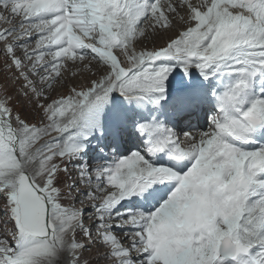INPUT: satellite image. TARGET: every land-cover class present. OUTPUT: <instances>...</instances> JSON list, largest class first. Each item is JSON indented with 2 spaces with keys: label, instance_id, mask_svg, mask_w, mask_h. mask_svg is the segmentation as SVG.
I'll use <instances>...</instances> for the list:
<instances>
[{
  "label": "snow or ice",
  "instance_id": "obj_1",
  "mask_svg": "<svg viewBox=\"0 0 264 264\" xmlns=\"http://www.w3.org/2000/svg\"><path fill=\"white\" fill-rule=\"evenodd\" d=\"M0 5L22 17L19 27L0 31V41L28 89L25 96L34 95L37 114L43 113L33 123L0 95V218L10 225L0 238V264H89L83 254L94 247L110 264H264V146L244 147L264 130V85L259 94L253 90L264 78V0ZM177 15L185 30L159 49L136 50L146 27L170 31ZM34 32L36 49L30 50ZM85 59L95 60L100 72L86 90L39 102L45 88L38 83L51 86L62 78L65 61ZM176 68L185 74L196 69L205 80L218 73L234 77L222 93L213 92L217 113L208 131L185 133V143L163 124L141 123L138 130L149 137L146 153L95 168L79 162L83 141L100 126L113 92L130 103L159 104ZM188 95V107H196L201 90ZM121 119L127 121L128 113ZM161 152L170 165L149 158ZM70 164L79 169L76 176ZM165 183L172 185L166 199L149 191ZM133 195L159 206L119 211Z\"/></svg>",
  "mask_w": 264,
  "mask_h": 264
},
{
  "label": "rangeland",
  "instance_id": "obj_2",
  "mask_svg": "<svg viewBox=\"0 0 264 264\" xmlns=\"http://www.w3.org/2000/svg\"><path fill=\"white\" fill-rule=\"evenodd\" d=\"M173 1H175V0H161L160 2H161L162 5H166L168 3H175ZM194 1L196 2L197 6H199L201 4V2H202V0H189V2H191V3H193ZM0 8H3V7H0ZM2 11H4V10L2 9ZM6 14H7V11H6V13L5 12L4 13L2 12V14L0 13V16L6 17ZM20 19L22 20V17H20ZM21 20H18L19 24H16V26L19 27V25L21 23ZM13 22H15V20ZM149 22L151 23V21H149ZM175 23H176V28L170 30L169 32L168 31L164 32L162 30H158L156 32V31L151 30V28L146 27L145 36L142 37V38H138V42L134 43V47L139 52L141 50L159 49L160 47L166 46L167 42H169V40H170L169 37H168V34H173L174 33L175 35L174 34H173L174 36L171 35L170 38L171 37L175 38L178 35L179 31L185 30L186 26L180 20L179 15H177L175 17ZM6 26L7 25H5V27ZM1 29H4V25L0 26V31H1ZM170 32H172V33H170ZM158 34H159V36H158ZM142 40H143V44H140L139 41L142 42ZM154 40L161 42V43H159V46H156V43L154 42ZM5 49H6V44L4 42L0 41V87H2V88H0V95H4L9 100L10 105L13 106L16 111L21 112L22 114H30L28 116V118L31 120V122L35 123L40 118V116L43 115V113L40 112L39 115H38L37 114L38 110L37 109L33 110L32 107H35V105H36V97L34 95L30 94L31 97L27 96V98H26L27 100L24 101V103L22 102L21 98L18 97V92H20L19 90L25 91V90H28V89L24 86V81L20 82V80L22 78L20 77L19 71L15 67L13 68V70H11V71L9 70V72H8L9 67H5L3 69V65L6 64V63H10L12 65V60H11V58L8 55L5 54ZM114 53L117 54L115 52V50H114ZM49 58H51V57H46V61H48ZM78 62H79V64H77ZM84 62H85L84 65L81 64V63H84ZM71 65H72V62H69V61H65L64 62L63 71H64L65 75H63V71L61 69V76L63 75V77L60 78L59 80H56L55 81L56 82L55 83V87L52 88V89H55L59 94H63V92H64V93H68L67 94L68 96L71 95L72 94V90L74 88H76V87H73V85H75V84H77L79 86L81 85L79 88H77V91L83 90L84 88H85L84 90H86L87 86L89 85V84H87V82H89L91 78L92 79H94V78L96 79L97 78V74L98 73L100 74V72L98 71V66L96 67L95 65H93L92 61H88V59H85L83 61H77L75 64L72 65L73 67H70ZM84 66H86V67H84ZM89 67H91V68H89ZM68 69L69 70L72 69V71H68ZM82 70L86 71L87 73H85L86 75H84L83 77H79L80 75L83 74ZM191 71H192V73L190 74V76L191 75L192 76L195 75L194 77H197V78L198 77H203L200 74V72H198V70L192 69ZM72 74H73V76H72ZM190 76H188V77H190ZM182 77H183V79H182ZM49 78L51 79V77H49ZM63 78H64V80H63ZM186 80H187V77L185 76V73L182 71V69L181 68H176L168 76L166 83L170 84V85H173L175 88H177L179 85H181V83H179V81H182V82L184 81L185 82ZM174 82H177V83L174 84ZM3 93H7V94L5 95ZM115 93L116 92H113L111 97H114ZM21 95L25 96V95H23V93ZM62 97H60V98H62ZM60 98H50V97L46 98L45 97V99H40L39 102L41 104H47V103H50L54 99H60ZM133 103H134V101H132L131 103L129 101H126L125 102V106L126 107H131V105ZM141 105L142 106H140V107H143V108L148 107L147 110L152 108L151 101L141 102ZM151 111H152V109H151ZM87 153H88V155H83V153H81L80 156L82 155L83 156V158H82L83 160L82 161H84L87 165H89L88 163H89L90 153L89 152H87ZM94 167H95V165H94ZM89 222L90 221L86 220V223H89ZM9 229H10V225H5L3 219L0 218V238H3L4 237V233L6 231H8ZM103 251H104L103 249L96 248V254H95L96 258L93 261H97V263H99V264H109L110 261L109 260H105L104 257H103ZM93 256H94L93 252L92 253L89 252L86 255V257H88V258H92Z\"/></svg>",
  "mask_w": 264,
  "mask_h": 264
},
{
  "label": "bare ground",
  "instance_id": "obj_3",
  "mask_svg": "<svg viewBox=\"0 0 264 264\" xmlns=\"http://www.w3.org/2000/svg\"><path fill=\"white\" fill-rule=\"evenodd\" d=\"M173 2H175V1H173ZM0 7H2V5H0ZM2 9L3 8H0V13L2 14V12L4 13H6V11L4 10V11H2ZM15 20V22H13ZM18 20H21L20 19V17H11L10 16V13H8L7 12V14H6V17H4V19H1L0 20V26L1 25H3V24H6L7 25V27H8V29L9 28H13V27H18V26H16V24H19L18 23ZM149 24H151L150 22H148ZM178 26V25H177ZM148 28H151V27H148ZM150 30V29H149ZM151 30H153L152 28H151ZM157 32V31H156ZM169 32V31H168ZM154 33V32H153ZM164 33V32H163ZM170 33H172V32H170ZM146 34V33H145ZM174 34V33H173ZM173 34H168V37H169V39H170V36L171 35H173ZM154 35V34H153ZM175 35V34H174ZM173 35V36H174ZM37 33L36 34H34L33 36H32V38H31V41H30V43H29V49L30 50H35L36 49V38H37ZM158 36H159V34H158ZM156 38V37H155ZM160 38V37H159ZM163 38V37H162ZM172 38V37H171ZM23 39H28L27 37H24ZM141 40V39H140ZM140 42V44H143V40H142V42L141 41H139ZM154 42L156 43V46H159V43H161L160 41H156V40H154ZM34 44V45H33ZM33 45V46H32ZM142 46V45H141ZM16 52H17V54L21 57V58H23V52H22V50L21 49H17L16 50ZM51 60V58H49V60L48 61H50ZM89 61V60H88ZM92 61V63H93V65H95L96 67H97V65H96V61L95 60H91ZM86 62V61H85ZM85 62L84 63H81V64H85ZM88 63V62H87ZM77 64H79V62L77 63ZM72 65H73V63H72ZM70 66V67H73V66ZM9 69H8V71L9 70H13V66L10 64L9 66ZM84 67H86V66H84ZM95 67V68H96ZM89 68H91V67H89ZM70 69V68H69ZM68 69V71H72V69L71 70H69ZM27 70V69H26ZM86 70V69H85ZM90 70V69H89ZM62 71H63V68H62ZM81 71V70H80ZM82 72H83V74L82 75H80L79 77H83L84 75H86L85 73H87L86 71H84V70H82ZM195 72V71H194ZM79 73V72H78ZM178 73V72H177ZM192 73V71L189 73V74H185V76L187 77V80L184 82H182V81H179V83H181V85H191V86H193L197 81H198V78L197 77H194V76H190V74ZM63 75H65L64 74V71H63ZM63 75H62V77H63ZM100 74L98 73L97 74V76H99ZM72 76H73V74H72ZM188 76H190V77H188ZM77 77V76H76ZM72 78V77H71ZM180 78V77H179ZM233 78V77H232ZM32 79H34V80H39V78L38 77H36V76H33L32 77ZM50 79V78H49ZM95 79V78H94ZM94 79H90V81L91 80H94ZM182 79H183V77H182ZM57 80H59V79H57ZM63 80H64V78H63ZM177 80V79H176ZM229 80V78H228V76H225V77H221V78H219V79H217L216 80V82H215V84H214V82L213 83H211V88L212 87H214V90L212 91V93H211V101H214V95H213V92H215V93H218V92H220L221 90H224V88H225V84H224V81H228ZM89 81V82H90ZM20 82H23V79H21L20 80ZM58 82V81H57ZM66 82V81H65ZM64 82V83H65ZM74 82V81H73ZM89 82H87V84H89ZM55 83L56 82H54L51 86H46V84H45V82H40V83H38L37 84V87L39 86L40 88H45V91H44V94H43V96H44V98H41V99H45V97L47 98V97H50V98H60V97H67L68 95V93H64L63 92V94H59L55 89H52L53 87H55ZM60 83V82H59ZM175 83H177V82H174V84ZM66 84V83H65ZM64 85V84H63ZM215 85V86H214ZM57 86V85H56ZM81 86V85H80ZM79 85H77V84H75V85H73V87H76V88H74L75 90H77V88H79L80 87ZM166 86H167V91H169V90H171V89H173V88H175L173 85H170V84H167L166 83ZM38 87V88H39ZM57 88V87H56ZM65 88V87H64ZM83 89V88H82ZM85 89V88H84ZM83 89V90H84ZM28 90H25V91H22V90H20V93L18 94V97H20L21 98V100H22V102L24 103V101H26L27 99V96H22L21 94L23 93V95H25V92H27ZM70 93V92H69ZM175 94H177V91L175 92ZM174 94V95H175ZM30 97H31V95H29ZM201 97H199L198 98V103H197V106H196V108L194 109V112L196 111V109L198 108V106H199V102H200V100L204 97V91H203V94L202 95H200ZM173 98H175V97H173ZM49 99V98H48ZM151 103H152V105H154V100L153 101H151ZM172 104V103H171ZM171 104L165 109V111L163 112V114L161 115V124H163L164 126L168 123V121H163V118L165 117V115H166V113H167V111H168V109L170 108V106H171ZM210 104L211 103H206V107H208V106H210ZM200 106H202V105H200ZM33 108V110H36L37 108H35V107H32ZM148 107H146V109H147ZM153 108V107H152ZM152 108H150L149 110H148V112H149V114H146L145 116H144V118H146V119H154V121H153V123H156L157 121H158V119H156V115H157V112H153V113H150L151 112V109ZM212 108H215V106L214 105H212ZM217 110V109H216ZM103 111V109L101 110V112ZM177 111V109H175L174 110V112H176ZM194 112H193V114H194ZM193 114L189 117V121H191V119H192V116H193ZM141 118V115H139L137 118H135V119H133L132 120V124H131V129H130V134H132L133 132H135L136 130H137V127L138 126H136V123L139 121V119ZM188 121V122H189ZM207 125H210V124H207ZM197 126V124L195 125V126H193L192 128H189V127H187V123H186V125H185V131L187 130H192V129H194L195 127ZM203 129V128H202ZM201 133V130H198L197 132H195V133H193V135H196V136H199V134ZM93 134L97 137V138H94V137H92V138H89L88 139V145L90 146V157H89V166L90 167H93V168H95L94 167V158L92 157L93 156V151H94V146L96 145V143H97V140H99L100 138H102L103 137V133L100 131V129L99 128H96L94 131H93ZM258 136H261V131L259 132V135ZM131 140H133V139H130V138H128V139H123V140H121L118 144H117V147L118 146H120L122 143H124V142H130ZM184 140V142L186 143L187 142V138L186 139H183ZM85 141H87V140H85ZM130 145L131 144H128L127 145V147L129 148L130 147ZM112 148H111V145L108 147V151H109V161L110 162H113L114 160H115V155L112 153V150H111ZM124 149V148H123ZM122 151H120L119 152V154L121 153ZM87 155V154H86ZM82 158H83V156L81 155V156H79V161H81L82 160ZM108 162V161H107ZM82 164H86L84 161L82 162ZM99 164H101V163H99ZM71 166H72V169H73V172H72V174H73V176L74 175H76L78 172H75L74 170H75V165H73V164H71ZM75 172V173H74ZM167 198V196H165L164 197V199H166ZM79 203H77V205H78ZM80 205V204H79ZM137 205V204H136ZM135 205V206H136ZM134 206V205H133ZM80 207H82L81 205H80ZM83 207L85 208V209H88V205L87 204H85V205H83ZM119 211H121V212H127L128 210L127 209H125V208H120V209H118ZM89 214H91V210L89 209L86 213H85V215H86V217L87 216H89ZM91 251V250H90ZM94 256H95V254H94Z\"/></svg>",
  "mask_w": 264,
  "mask_h": 264
},
{
  "label": "clouds",
  "instance_id": "obj_4",
  "mask_svg": "<svg viewBox=\"0 0 264 264\" xmlns=\"http://www.w3.org/2000/svg\"><path fill=\"white\" fill-rule=\"evenodd\" d=\"M34 34H36L35 32L33 33V35ZM9 41H11V40H9ZM7 65L9 66L10 65V63H7ZM7 66V67H8ZM3 70V69H2ZM11 71V70H10ZM9 72V71H8ZM0 88H2V87H0ZM20 91V90H19ZM20 92H18V94H19ZM3 94H7V93H3ZM92 253L93 252V254H96V249H95V247L94 248H92L91 249V251H87V252H85L83 255H84V258L86 259V260H88V262H89V264H99V263H97V261H93L95 258H96V256H93L92 258H88V257H86V255L88 254V253Z\"/></svg>",
  "mask_w": 264,
  "mask_h": 264
}]
</instances>
